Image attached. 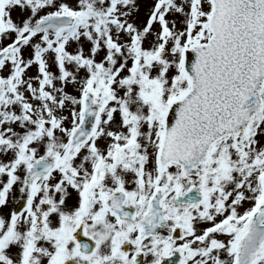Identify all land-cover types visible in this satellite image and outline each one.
Instances as JSON below:
<instances>
[{
    "label": "snow or ice",
    "instance_id": "6c2138e0",
    "mask_svg": "<svg viewBox=\"0 0 264 264\" xmlns=\"http://www.w3.org/2000/svg\"><path fill=\"white\" fill-rule=\"evenodd\" d=\"M0 264H264V0H0Z\"/></svg>",
    "mask_w": 264,
    "mask_h": 264
}]
</instances>
